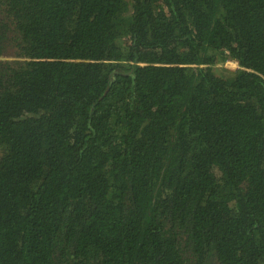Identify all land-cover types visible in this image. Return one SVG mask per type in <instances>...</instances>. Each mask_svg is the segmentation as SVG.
<instances>
[{
  "label": "trees",
  "instance_id": "obj_1",
  "mask_svg": "<svg viewBox=\"0 0 264 264\" xmlns=\"http://www.w3.org/2000/svg\"><path fill=\"white\" fill-rule=\"evenodd\" d=\"M0 264H264V0H0Z\"/></svg>",
  "mask_w": 264,
  "mask_h": 264
},
{
  "label": "rangeland",
  "instance_id": "obj_2",
  "mask_svg": "<svg viewBox=\"0 0 264 264\" xmlns=\"http://www.w3.org/2000/svg\"><path fill=\"white\" fill-rule=\"evenodd\" d=\"M226 68L230 69V70H236L237 69V65L233 62H228L226 65H225Z\"/></svg>",
  "mask_w": 264,
  "mask_h": 264
},
{
  "label": "clouds",
  "instance_id": "obj_3",
  "mask_svg": "<svg viewBox=\"0 0 264 264\" xmlns=\"http://www.w3.org/2000/svg\"><path fill=\"white\" fill-rule=\"evenodd\" d=\"M230 62H233V61H230ZM233 63H235L238 66V64L236 62H233ZM237 69H238V67H237Z\"/></svg>",
  "mask_w": 264,
  "mask_h": 264
}]
</instances>
